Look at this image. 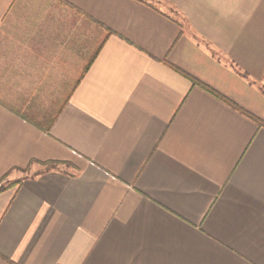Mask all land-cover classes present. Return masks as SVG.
<instances>
[{"label":"crops","instance_id":"1","mask_svg":"<svg viewBox=\"0 0 264 264\" xmlns=\"http://www.w3.org/2000/svg\"><path fill=\"white\" fill-rule=\"evenodd\" d=\"M264 0H0V264H264Z\"/></svg>","mask_w":264,"mask_h":264},{"label":"trees","instance_id":"2","mask_svg":"<svg viewBox=\"0 0 264 264\" xmlns=\"http://www.w3.org/2000/svg\"><path fill=\"white\" fill-rule=\"evenodd\" d=\"M256 120H257V122H258L260 125L264 126V122H263V121H260V120H258V119H256Z\"/></svg>","mask_w":264,"mask_h":264}]
</instances>
